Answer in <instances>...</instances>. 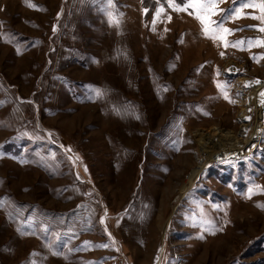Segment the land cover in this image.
I'll use <instances>...</instances> for the list:
<instances>
[{
	"label": "rangeland",
	"instance_id": "1",
	"mask_svg": "<svg viewBox=\"0 0 264 264\" xmlns=\"http://www.w3.org/2000/svg\"><path fill=\"white\" fill-rule=\"evenodd\" d=\"M30 3L0 0V264H264L260 10L217 3L213 40L181 0Z\"/></svg>",
	"mask_w": 264,
	"mask_h": 264
},
{
	"label": "snow or ice",
	"instance_id": "2",
	"mask_svg": "<svg viewBox=\"0 0 264 264\" xmlns=\"http://www.w3.org/2000/svg\"><path fill=\"white\" fill-rule=\"evenodd\" d=\"M167 3H171L172 0H166ZM222 2V0H181V3L184 5L183 8H180L178 6L173 5L174 7H176V10L181 11L184 10L186 11L188 8L193 9L192 12H189V15H193L196 19H198L202 26H203V32L204 34L213 39H220V40H224V33L227 34H231L234 30L231 29H227L223 27V22H217V21H212L208 18V14L211 15H215L216 11L214 10V6L219 3ZM25 3L27 4V6L29 7H33L35 8L36 5H33L30 3V0H25ZM240 3L243 7H252V8H258L260 10L261 15L259 16H253L251 18L253 19H259L261 21H264V0H260L259 3H244L243 0H240ZM147 11V10H145ZM160 11H163V8H161L158 12H157V16H159ZM220 11L224 12V20H228L230 18H232L233 14L237 12V8L233 7L232 9L229 10H223L221 9ZM59 17V14H58ZM170 19V17H169ZM113 22L114 23H118V21L115 20V18H113ZM214 25V26H213ZM55 31V28L53 29ZM259 31L264 32V28H260ZM255 43H264V41H253L251 39H249L247 41V45L250 47ZM245 44V41L240 40V41H235L232 42L231 44L225 42V47H238L241 48V50H243V48L241 47L242 45ZM224 53H221V56H223ZM254 59H256L255 57H253ZM229 72H231L232 70L229 69ZM251 83H259V81H254V82H249L245 84V87H249L251 86ZM167 90V89H165ZM97 91V95H100L101 93L99 92V90ZM261 96L264 97V93H261ZM225 98L227 99V93H225ZM232 103H234L235 101H230ZM262 104H264V99H262L261 101ZM245 119H251L250 117H246ZM87 170V169H85ZM256 188H259V186H256ZM249 193H252V189H249ZM258 207L264 208V205H258ZM108 245H99V247H107ZM54 255H57L58 253H53Z\"/></svg>",
	"mask_w": 264,
	"mask_h": 264
},
{
	"label": "bare ground",
	"instance_id": "3",
	"mask_svg": "<svg viewBox=\"0 0 264 264\" xmlns=\"http://www.w3.org/2000/svg\"><path fill=\"white\" fill-rule=\"evenodd\" d=\"M256 84L258 83H251V86ZM256 115L257 117H260V120L262 119V121L259 122L257 120L256 125L251 128L252 132L245 135L244 138L242 139L237 138L235 135L229 133V131L225 133L223 132L221 133L218 132L216 129L212 130L206 137L205 136L198 137L197 141L199 143L197 145L199 148L198 150H196L195 158H198L196 160H199V165L202 166L209 159L220 160L229 157H238L243 153L242 149H244V146H247L249 144L251 145L256 144L257 140L260 139L258 128L260 129L261 124H263V118H262L263 114L261 113V111H259V114ZM246 117L249 116L245 114L242 115L240 114L238 116L239 120H242L241 129L243 130H246V126L249 125L246 124V122L248 121V119H245ZM239 134H243L242 130L239 132ZM207 140L210 141V144L207 142Z\"/></svg>",
	"mask_w": 264,
	"mask_h": 264
}]
</instances>
